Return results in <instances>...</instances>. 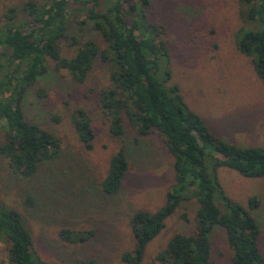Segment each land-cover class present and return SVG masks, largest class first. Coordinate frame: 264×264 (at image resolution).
Here are the masks:
<instances>
[{"label":"rangeland","instance_id":"374dc122","mask_svg":"<svg viewBox=\"0 0 264 264\" xmlns=\"http://www.w3.org/2000/svg\"><path fill=\"white\" fill-rule=\"evenodd\" d=\"M27 0H0V29L10 8L18 11ZM42 3L44 0H35ZM241 0H149L147 20L162 29L167 54L159 59L158 76L165 88L178 87L184 105L196 114L217 138L239 147L264 149V80L258 77L253 58L236 46V34L256 28L245 17ZM84 20L82 13L68 19L67 35L79 43L92 40L100 55L87 79L74 82L67 71L52 60L48 70L22 99L25 119L53 134L60 148L55 157L39 163L30 177L16 175L0 154V205L20 215L31 236L34 260L47 264H125L121 255L134 253L132 217L154 213L167 202L176 184L174 156L166 139L154 130L139 136L129 116L121 112L123 135L110 132V120L102 107L103 93L112 88L109 65L100 58L106 44L101 34ZM160 32V29H159ZM59 41L62 58L74 56L76 46ZM2 50L0 49V55ZM1 96V94H0ZM84 113L93 130L91 147L80 140L74 122ZM1 124V122H0ZM0 125V144L2 142ZM125 149L128 171L114 193L103 190L112 158ZM208 172L226 197L249 211L260 229L259 249L264 258V204L249 210V199L264 197V177L249 179L222 167ZM215 174V175H214ZM194 188L184 197L163 229L150 241L140 264H160L163 252L175 234L196 233L199 209ZM220 201L218 207L227 212ZM92 232L85 242H74L75 234ZM68 235V239L64 236ZM210 264H233L226 234L214 226L208 234ZM9 244L0 237V264H10Z\"/></svg>","mask_w":264,"mask_h":264},{"label":"trees","instance_id":"16d2710c","mask_svg":"<svg viewBox=\"0 0 264 264\" xmlns=\"http://www.w3.org/2000/svg\"><path fill=\"white\" fill-rule=\"evenodd\" d=\"M245 17L256 28L240 30L236 46L240 53L253 58L258 77L264 80V0H241ZM149 0H35L25 1L20 11L25 17L18 21V11L10 8L7 22L0 29V122L2 142L0 154L16 175L30 177L40 162L56 156L58 139L39 126L28 122L22 111V99L28 87L43 76L47 60L67 71L76 83H83L100 52L96 43H79L67 35L68 19L82 13L84 20L98 31L106 48L100 58L109 65L112 88L103 93L102 107L110 120V132L123 135L121 112L124 110L139 136L154 130L165 137L174 156L176 184L167 195L166 204L154 213L138 212L132 217L135 237L134 253L121 255L125 264H140L147 244L163 229L183 200L182 191L193 187L192 195L199 204L197 229L192 236L175 234L166 249L156 256L160 264H210L208 234L220 226L232 251L233 264H264L260 254V229L251 213L233 204L224 194L216 176L205 164L212 159L214 171L225 167L249 179L264 177V149L239 147L214 136L196 114L183 103L176 86L165 88L158 76L159 59L167 51L161 40L162 29L147 20ZM160 29V32H159ZM69 40L76 46L71 58H62L59 41ZM74 122L80 142L91 147L93 130L84 113ZM128 171V160L122 147L109 165L102 184L114 194ZM215 175V174H214ZM222 201L227 212H222ZM264 204V197L249 199V210ZM92 232L75 234L74 242H85ZM0 237L9 244L10 264H47L34 260L31 236L19 214L0 205ZM68 239V235L64 236Z\"/></svg>","mask_w":264,"mask_h":264}]
</instances>
